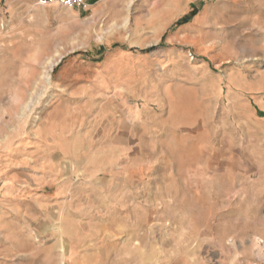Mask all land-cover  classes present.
<instances>
[{
	"label": "rangeland",
	"instance_id": "obj_1",
	"mask_svg": "<svg viewBox=\"0 0 264 264\" xmlns=\"http://www.w3.org/2000/svg\"><path fill=\"white\" fill-rule=\"evenodd\" d=\"M34 1L0 0V264H264L256 30L200 57L175 0Z\"/></svg>",
	"mask_w": 264,
	"mask_h": 264
},
{
	"label": "crops",
	"instance_id": "obj_2",
	"mask_svg": "<svg viewBox=\"0 0 264 264\" xmlns=\"http://www.w3.org/2000/svg\"><path fill=\"white\" fill-rule=\"evenodd\" d=\"M35 1L38 4V0ZM197 1L175 0L174 7L172 6L174 12L169 13V16V10L164 7L165 5L161 7L167 12L163 18L165 21L167 16L171 17L176 20L175 26L182 27L172 35V40H187L188 43L194 44L195 53L200 57L201 54L211 53L210 51L215 48L223 49L224 51L220 53L222 57L223 54L232 55L235 52L228 48L231 45H228L227 40L230 36L236 33L239 37L240 33L242 37L245 29L256 30L258 43L261 45L260 51L264 54V0H200L198 3ZM97 2L98 0H88L85 9L75 8L85 12L92 9ZM261 86H264V81ZM260 99L264 103V95ZM261 110L264 115V106ZM119 125V130L113 137L127 136V121L121 120Z\"/></svg>",
	"mask_w": 264,
	"mask_h": 264
},
{
	"label": "built area",
	"instance_id": "obj_3",
	"mask_svg": "<svg viewBox=\"0 0 264 264\" xmlns=\"http://www.w3.org/2000/svg\"><path fill=\"white\" fill-rule=\"evenodd\" d=\"M38 4H57L69 8H83L88 6V0H38Z\"/></svg>",
	"mask_w": 264,
	"mask_h": 264
}]
</instances>
